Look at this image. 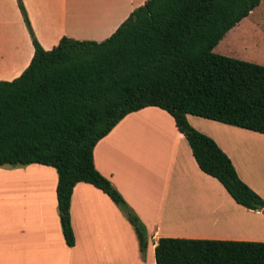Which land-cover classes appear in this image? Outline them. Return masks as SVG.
<instances>
[{"label":"trees","instance_id":"trees-1","mask_svg":"<svg viewBox=\"0 0 264 264\" xmlns=\"http://www.w3.org/2000/svg\"><path fill=\"white\" fill-rule=\"evenodd\" d=\"M33 55L11 80L0 79V167L38 163L58 175L57 208L73 246L70 203L78 182L106 193L133 226L144 253L145 226L94 166L93 148L124 116L158 106L174 119L198 167L236 203L264 213V199L231 159L195 129V115L264 133V65L213 51L260 0H146L107 38L62 36L44 49L23 0H16ZM155 264H264V241L159 237Z\"/></svg>","mask_w":264,"mask_h":264},{"label":"crops","instance_id":"crops-1","mask_svg":"<svg viewBox=\"0 0 264 264\" xmlns=\"http://www.w3.org/2000/svg\"><path fill=\"white\" fill-rule=\"evenodd\" d=\"M146 0H23L44 49L62 36L103 40ZM26 60L18 69L17 61ZM33 45L16 0H0V79L28 65ZM15 69V71H13ZM213 138L239 177L264 199V133L188 114ZM95 168L121 193L147 230L141 253L133 226L101 189L73 187L68 246L57 208L56 170L0 167V264H155L159 237L264 241V213L235 202L197 165L173 117L158 106L124 116L93 148Z\"/></svg>","mask_w":264,"mask_h":264},{"label":"rangeland","instance_id":"rangeland-1","mask_svg":"<svg viewBox=\"0 0 264 264\" xmlns=\"http://www.w3.org/2000/svg\"><path fill=\"white\" fill-rule=\"evenodd\" d=\"M213 51L264 65V0H260L248 16L228 30ZM22 53V59L15 65L16 70L26 60L27 53L24 50Z\"/></svg>","mask_w":264,"mask_h":264}]
</instances>
